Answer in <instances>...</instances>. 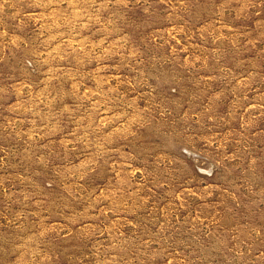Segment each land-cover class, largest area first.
Returning <instances> with one entry per match:
<instances>
[{"label":"rangeland","instance_id":"374dc122","mask_svg":"<svg viewBox=\"0 0 264 264\" xmlns=\"http://www.w3.org/2000/svg\"><path fill=\"white\" fill-rule=\"evenodd\" d=\"M0 264H264V0H0Z\"/></svg>","mask_w":264,"mask_h":264}]
</instances>
